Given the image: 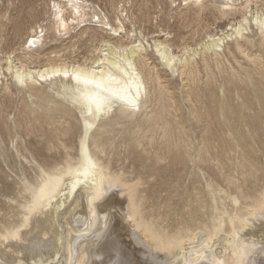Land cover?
<instances>
[{"label": "bare ground", "instance_id": "6f19581e", "mask_svg": "<svg viewBox=\"0 0 264 264\" xmlns=\"http://www.w3.org/2000/svg\"><path fill=\"white\" fill-rule=\"evenodd\" d=\"M44 1L48 0H16L13 8L16 15L10 21L13 30L19 31L27 24L31 28L25 42L4 43L0 50L4 54L0 59V76L9 75L16 89L25 86L26 97L36 100L23 103L20 109V115H24L23 121L33 124L38 131H42L43 124L48 127L43 141H31L29 144H43L44 152L60 142L57 146L61 150L57 156H46L48 160L40 149H35L40 160L34 161L32 158L31 167L37 170L38 178H35V185L24 183L27 199L19 205L15 202L20 214L18 222L0 228V264H251L254 253L261 251L264 256V247L257 249L259 245L264 246V189L252 196V201L244 207V214L234 213L227 217V221L219 217L211 228L204 231L167 234L145 218L138 190L142 181L138 177L135 181L110 170L107 149L112 139L111 127L120 123L124 116L139 113L150 94L157 100H161L163 94H170V105L177 110L176 98L170 92L175 83L165 80L161 71L156 69L157 64L153 65L154 61L147 59L146 49L139 42L123 45L103 39L96 41L94 36H90L79 41L80 48L83 42L89 43L84 51L77 54H82L81 58L71 57L75 53V42L67 41V45L60 50L61 44L57 40L64 38V35L75 38L69 35L74 28L81 29L92 24L96 17L95 24L99 25L100 31L114 38L122 33L123 25H111L104 13L103 16H99L101 12L90 13L89 3L86 4L84 0H49L50 18L45 27L40 22H34L42 12L38 8ZM184 1L195 7L191 15L182 18L184 29L214 18V9L205 7L203 0ZM237 1L223 0L217 12L229 17L242 15L240 22L228 25L226 31L218 36L206 33L205 40L196 44L195 48L186 41H180L181 37L178 39L181 42L179 46L174 44L175 41L153 42L155 60L164 71L180 77L181 93L194 103L205 105L208 126L201 150L208 154L212 143L217 142L220 150L218 157L222 154L225 133L229 135V142L237 144L239 139L264 131V83L261 79L256 80L251 73H245L239 82L231 78L219 82L218 87H207L203 95L200 94L201 89L197 85L195 87L198 72L196 59L205 63L202 69L208 77L207 83H212L216 76L212 71L208 73L209 65L204 59L221 56L227 42H231L233 47L227 50L231 60H235L237 54L243 56L246 51L244 56L248 59L254 47L264 48V16L261 13L258 15L260 10L255 12L256 7L253 12L247 10L251 0L243 1L239 9H236ZM171 2L173 5L176 1ZM115 20L118 22L121 19L115 17ZM251 23L259 35L258 42L250 41L245 36ZM42 32L47 33L51 41L42 40L45 36ZM162 36L159 34L158 37ZM14 45L18 46L17 49L21 48L23 56L18 57L13 65L11 55L17 50ZM62 52L65 54L60 56ZM51 54L54 59H50ZM254 54L255 50L249 61L257 67L262 64V58L257 60ZM44 57L47 60L42 61ZM228 58L223 56L226 62ZM221 64L217 59L213 64L219 75L224 67ZM227 66L231 67L230 64ZM258 73L264 77V73ZM2 90L9 91V86L3 85ZM201 96L204 100H201ZM114 111L116 115L111 118L110 114ZM164 112L163 108L152 118V125L160 126L166 135L170 120ZM109 115L111 119L102 122ZM74 116L79 120V132L69 120ZM56 117L64 119L67 126L63 129L54 127ZM136 124L134 122L127 130L124 129L127 135L123 144L130 150L140 144H134L128 138V132L136 128ZM0 128L10 129L4 122ZM76 139L77 144L74 145ZM106 155L108 157L104 158ZM175 162H181L178 154L172 159V164ZM232 201L233 204L238 203L235 198ZM257 233L262 234L263 239L255 238ZM82 241L85 243L82 244Z\"/></svg>", "mask_w": 264, "mask_h": 264}, {"label": "rangeland", "instance_id": "374dc122", "mask_svg": "<svg viewBox=\"0 0 264 264\" xmlns=\"http://www.w3.org/2000/svg\"><path fill=\"white\" fill-rule=\"evenodd\" d=\"M84 1H86V4L89 3L87 5L89 6L88 11L90 13L93 12L99 14L101 12L99 16L105 14L111 25L114 24V26H119L122 24L123 31L122 33H119L117 37H109L105 32L100 31V28L97 27L99 25L96 26L95 17L92 20L94 23L92 22V24H87L82 27L83 30L78 27L70 32L69 35H73L75 38L70 39L68 38V35H64V38L62 39L58 38L57 43L61 44L59 48L60 50L67 45V41H74L76 45L73 48V51H75V53L71 57L79 59L82 54L80 56L77 54L81 52V50L84 51L86 47L89 46V43L85 44V42H83L84 44L80 48L79 41H84L90 36H94L96 41L103 39L105 41L109 40L111 43L121 42L123 45H128L131 42H139L146 49L145 54L147 55V59L154 61L153 65L157 64L156 69L161 71L165 80H172L175 83V87L170 92L174 93L176 98L177 110L174 105H170L172 103L169 99L170 94H163L161 100H157L150 94L147 98V103L139 113L132 116H126V118L124 116L120 123L113 124L111 127L113 130L111 134L112 139L109 142V144L111 143L108 147L109 149H107V153L109 152V160L112 164H110V168H112L110 170L123 174L125 177L132 178L135 181L138 177V179L142 181L138 186V190L140 192V197H142L143 200L140 201V206L145 218L157 224L158 228L163 232L167 234H176L181 232L185 233L187 230H189V232L204 231L211 228L213 222L217 221L219 217H223V219L227 221V217L234 213L244 214V207L249 205L252 201V196L257 195L260 190L264 189V131H258L253 137L246 136L244 139H239L237 144L229 142V135L225 133L223 135L224 147L223 150H221V156L218 157L220 150L217 148V142L212 143L209 153L205 154L201 150L204 145L205 136L207 135L205 129L208 126V121L205 118V105L200 102L194 103L191 98H187L181 93L182 83L180 77H177L176 74L172 76L169 71H164L155 60V54L153 51L154 41H175L176 43L174 44L179 46L181 43L178 42V39H180L179 37H181L180 41H186L188 45L190 44V47H197L196 44L205 40L206 35H210V33L215 34L216 36L220 35L222 31H226L229 27L228 25L240 22L242 15H231V17L228 15H221L217 11L221 9V3L223 0H210L209 2L208 0H203L202 4L205 3L203 4L205 7H210L212 10L214 9L215 19L212 17L213 19L211 18L208 21L202 22L199 26L191 25L184 29L182 18L191 15L195 9L192 4L187 5L188 1L174 0L176 2H174L173 5H171V0ZM243 1L245 0H238L235 2L237 3L235 4L236 9L240 8L239 6ZM210 2L213 5L210 4ZM263 2L264 0H251L248 3L247 10L253 12L254 9L258 8L255 12L260 10L258 11V15L261 13V15L264 16ZM49 3V0L40 3V8L38 9L42 12L39 13L37 19L34 21L36 23H42L45 27L48 25L50 18V13H48L50 12ZM15 4L16 0H0L1 51L5 42H12L15 44L18 41L25 42L29 29L31 28V26L27 24L28 26L26 25L21 28L22 30H13V23L10 21H12L16 15L15 9H13ZM242 13H244V11ZM216 15H221V17L217 16L219 17L217 18ZM115 17L120 18L121 20L117 22ZM26 27L28 29H25ZM192 27H194V29H192ZM82 32H84V34L80 35ZM179 32L182 33L180 34L181 36H178ZM42 33L44 34L45 32ZM42 33L40 36H42ZM159 34H163V36L158 37ZM245 34L250 41L258 42L259 35H257L256 27L252 25V23L249 25V30H247ZM47 37H49V35L45 33L42 40L46 42L51 41V38L49 39ZM226 44L222 48L223 51L220 53L222 54L221 56L219 55L217 58L212 56L211 59L205 57L204 59L207 65H209L208 73L212 71L216 76L215 79L217 81L213 80L212 83L209 82L211 85H208V77L203 70V65L205 63L202 62L201 59L195 60V62H197L196 68H198L196 75L197 78H195V80L197 79V84H195V87L197 85L198 88L201 89L200 94L202 95L207 87H218L219 82L222 80L226 81L233 78L232 80L239 82L240 79L244 78L245 73H251L252 77L256 80L261 79L264 83V77H261L258 73H264V48L254 47L252 51L249 52L248 59L244 56V54L247 53L246 51L243 53V56L237 54L236 59L231 60V57L227 54V50H232V43L227 42ZM17 47V45H14V49H17ZM181 47L182 46H180L179 49ZM20 49L21 48L17 49L18 51L15 50L13 52L16 56L14 54L11 55L13 65L17 63L16 59L18 57L21 55L23 56ZM254 50L256 53L254 54L256 55V59L258 60L259 58H262V64L258 65V68L253 66L249 61ZM1 51L0 59L4 57V54ZM64 54L65 52H62L60 56ZM223 56H226L227 58L230 57V59L228 58L229 61L226 62L223 60ZM50 57L47 56V58L54 59L53 54H51ZM43 59L47 60L45 57L42 58V61H44ZM216 59L222 63V66H224L223 72L220 75L217 73L216 67L213 66ZM229 64L231 67L227 66ZM213 68L214 70H212ZM0 72L2 71L0 70ZM234 75L235 77H233ZM1 76L0 124L4 122L10 127V129L4 130L3 128H0V228L2 225L18 222L20 219L18 205L23 203L28 195L27 192L23 190L24 185L27 183L29 185L36 184L37 179L35 178H38V172L35 168L31 167L33 163L32 158L34 161H39L40 157L37 155V152H35V149H40V153H43L45 155L44 158L48 160L50 159L46 156H57L58 152L61 150V148L57 146L58 144L60 145V142L56 144V147L51 145V150L44 152L42 151L44 150V148H42L43 144H29L31 141L32 143L43 141L46 137L45 133L48 127H45L43 124L41 127L42 131H38V128H35L33 124H26L25 121H23L24 115H20V109L22 108L23 103H30L36 100H34V98L29 99L26 97L28 95L26 94L27 88L25 86L16 89L13 85L12 78L9 75L6 74L4 77L3 75ZM2 84H7V86H9V91L2 90ZM242 92H245V90ZM201 100H204L203 96H201ZM163 108L165 109L164 113L166 118L170 120L166 135L163 134L160 126L152 125L154 122L152 118H154V116ZM110 115L108 118L102 120V122L113 118V116L116 115L115 111ZM69 120L70 123L75 126L76 131L78 129L79 132L80 125L78 118L74 116L70 117ZM53 121L55 122L54 127L63 129L67 126L66 123H64V119L59 120V117H56ZM134 122H137V127L128 132V138L132 139V143L140 144L133 146L130 150L125 143L123 144V142H125L124 138L127 135L124 132V129L127 130V128L130 127L129 125ZM18 123H21V125ZM241 129L243 130V127H241ZM75 135H77V133ZM75 141L77 142V139L74 140V145L77 144ZM177 145H179V147ZM198 153L200 155H197ZM176 154H178L181 162H175V164H172V159ZM108 155L104 158H107ZM160 158L162 160H160ZM208 192L211 194L209 195ZM252 193H254V195ZM122 196L123 195L120 197ZM233 198L237 199L238 203L233 204ZM15 202L18 205H16ZM112 211H115V209ZM255 224L259 225L258 223ZM129 230L131 229L129 228ZM254 237L257 239L259 238L260 240L263 239V235L259 233ZM133 238H136V236H133ZM81 243L84 244L85 242L82 241ZM82 244H79V246ZM262 247L264 246L259 245L257 249ZM261 255V251L260 253H254L252 256L254 261L251 264H264V256Z\"/></svg>", "mask_w": 264, "mask_h": 264}]
</instances>
